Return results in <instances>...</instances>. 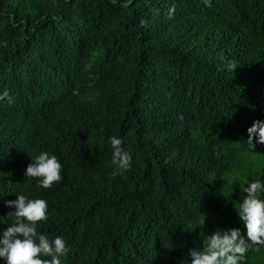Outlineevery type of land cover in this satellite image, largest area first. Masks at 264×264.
Segmentation results:
<instances>
[{"label": "trees", "instance_id": "obj_1", "mask_svg": "<svg viewBox=\"0 0 264 264\" xmlns=\"http://www.w3.org/2000/svg\"><path fill=\"white\" fill-rule=\"evenodd\" d=\"M5 89L0 230L20 191L48 201L39 230L66 238L62 264H188L216 226L242 227L234 173L264 175L246 143L264 119V0H0ZM41 151L63 164L50 189L25 176Z\"/></svg>", "mask_w": 264, "mask_h": 264}, {"label": "clouds", "instance_id": "obj_2", "mask_svg": "<svg viewBox=\"0 0 264 264\" xmlns=\"http://www.w3.org/2000/svg\"><path fill=\"white\" fill-rule=\"evenodd\" d=\"M130 2V0H129ZM174 7L169 9V14ZM9 103L13 97L5 89L0 101ZM247 147L254 151L264 145V119H255L247 128ZM112 163L120 172L132 167L133 154L124 146L122 137L111 136ZM63 164L60 158L49 151H41L32 157L25 176L38 178L37 184L50 189L63 180ZM240 185V196L234 203L241 226L216 228L208 233L202 243L188 248V264H241L249 249L264 246V175L254 179L234 173ZM16 199L4 203L10 209L6 215L13 222L0 230V261L3 264H62V257L70 251V245L62 235H49L39 230L41 221L49 218V203L42 196L30 197L24 191L14 192ZM5 193L0 192V195Z\"/></svg>", "mask_w": 264, "mask_h": 264}]
</instances>
